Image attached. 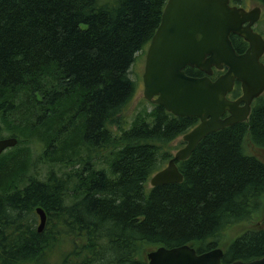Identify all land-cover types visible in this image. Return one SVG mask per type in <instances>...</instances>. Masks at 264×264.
<instances>
[{
  "label": "trees",
  "instance_id": "16d2710c",
  "mask_svg": "<svg viewBox=\"0 0 264 264\" xmlns=\"http://www.w3.org/2000/svg\"><path fill=\"white\" fill-rule=\"evenodd\" d=\"M166 2L0 1V139H18L0 156V264H147L145 250L183 245L222 247L223 264L264 256V161L245 153L246 141L264 150V94L247 122L177 163L182 183L146 188L198 123L158 105L126 120L137 92L129 70ZM36 147L58 177H28Z\"/></svg>",
  "mask_w": 264,
  "mask_h": 264
},
{
  "label": "water",
  "instance_id": "95a60500",
  "mask_svg": "<svg viewBox=\"0 0 264 264\" xmlns=\"http://www.w3.org/2000/svg\"><path fill=\"white\" fill-rule=\"evenodd\" d=\"M258 11L230 6V0H167L159 26L147 45L143 98L176 118H195L199 123L181 137L184 146L167 165L151 176V188L182 183L177 163L188 160L208 135L248 121L253 102L264 94V64L260 61L264 40L250 30V25L243 28V24ZM230 34L250 44L245 54L235 52ZM187 68L203 75L188 76ZM214 70L224 73L211 81ZM235 82L240 84L242 95L231 101L227 96ZM17 143L13 137L1 138L0 156ZM35 214L41 233L47 216L41 208H36ZM262 219L264 223V211ZM223 254L219 248L197 253L188 245L143 253L147 264H223ZM228 264H264V256Z\"/></svg>",
  "mask_w": 264,
  "mask_h": 264
},
{
  "label": "rangeland",
  "instance_id": "374dc122",
  "mask_svg": "<svg viewBox=\"0 0 264 264\" xmlns=\"http://www.w3.org/2000/svg\"><path fill=\"white\" fill-rule=\"evenodd\" d=\"M116 1H118V0H100V4H108V5L114 6ZM252 1L254 2V4L257 3L255 0H252ZM257 4H259V3H257ZM146 50H147V47L144 48L141 52H138L136 54L135 62L131 66V68L129 70V74H128L129 78L135 83L136 90H137L134 100L131 102V104L129 105V107L127 108V111H126V120L128 121V123H130L132 121L133 116L139 110L147 109V111H150L152 109V104L147 102L143 98L142 74H143V70H144ZM3 137L9 138L10 136L8 135V133H4ZM13 138L17 139L16 137H13ZM17 142H18V139H17ZM173 146L176 147V150L172 151V155H174L177 150H179L180 148H182L184 146V144L182 143L181 137H179L174 142ZM28 151H29V149H28ZM245 153L247 155H253L256 158L264 161V150H260V149L254 148L252 146H249L247 141L245 142ZM50 163L51 162L44 155L42 148H40V147L34 148L33 150H31V153L28 156V166H29L28 177L33 178V179L35 178L36 180L43 182L46 180L47 174L50 171H53L55 173V175L58 177V173L56 170L60 169V167H59L60 165L50 164ZM167 163L168 162L165 163V166L167 165ZM68 171H70V170H68ZM146 188L147 189L151 188L149 182H148ZM37 223H38V220H37ZM256 223H258V221H256ZM237 226H239V227H237ZM237 226L229 228L225 232L224 241L226 242V244H224L223 246H227L228 243L232 242L237 237H239L243 233L244 229H246V227L243 224L237 225ZM241 226L243 227V229L240 228ZM236 228H238V229H236Z\"/></svg>",
  "mask_w": 264,
  "mask_h": 264
},
{
  "label": "flooded vegetation",
  "instance_id": "af4514ba",
  "mask_svg": "<svg viewBox=\"0 0 264 264\" xmlns=\"http://www.w3.org/2000/svg\"><path fill=\"white\" fill-rule=\"evenodd\" d=\"M230 6H236L238 8H242L247 12L255 10V9H259L257 15L254 14V15L249 16V20L243 24V28H246L248 25H250V30L254 34L260 36L264 40V8H262L257 3L254 4L252 0H230ZM229 40L235 52L238 55L245 54L250 47V44L248 42H246L243 38L235 34H230ZM263 59H264V56L260 59V61L264 64ZM223 73L224 71L219 72V71L214 70L213 74L209 77V79L211 81H215ZM241 95H242L241 86L239 83L235 82L234 89L227 97L231 101H236L241 97ZM261 223H262L261 221L258 222V224H261Z\"/></svg>",
  "mask_w": 264,
  "mask_h": 264
}]
</instances>
